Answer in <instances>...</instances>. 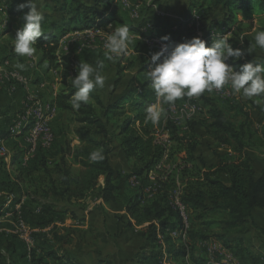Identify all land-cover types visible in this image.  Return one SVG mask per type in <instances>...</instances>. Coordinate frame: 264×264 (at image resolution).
<instances>
[{"label": "trees", "instance_id": "obj_1", "mask_svg": "<svg viewBox=\"0 0 264 264\" xmlns=\"http://www.w3.org/2000/svg\"><path fill=\"white\" fill-rule=\"evenodd\" d=\"M199 1L190 0L191 13L198 7ZM114 2L115 0H62L59 9L60 14L63 15L62 32L101 30L107 27L118 20ZM204 4L223 11L224 27L228 29V32H233V28L242 22L249 23L255 20L259 21V31H264V0H204ZM208 42L209 40L206 39V45ZM36 46L42 50L44 60L51 68L58 69L61 66L57 54L59 37L56 33L43 32ZM250 62L256 61H247V63ZM118 83L117 80L116 85ZM75 91L76 89L71 85L67 87V90L61 91L55 100L57 108L76 114L75 121L96 130L95 133L100 135V139H95L88 129L77 130L80 145L71 149L67 143L63 151L64 155L55 165V169L59 170L57 178L51 177L48 171H45L50 180V186L44 189L47 199L55 203L60 200L80 201L97 193L105 203L115 200L117 191L114 184L115 173L109 163L111 144L115 135L111 134L107 127V123L113 116L120 121L115 129L119 131L118 134L121 137V148L126 157L136 163L131 177L137 176L142 182L140 192L127 205V213L137 226L149 223L143 235L145 245L141 249L146 250L137 252L136 264H146L160 255L156 243L158 232L165 233L168 230L179 229L183 224L180 212L172 205L179 183L183 185L180 200L188 208L189 214H192V221H202L210 215H228L226 220L204 221L202 226H205L206 230L217 228L231 232L243 229L249 224L256 227L253 211L264 209V169L261 176L257 178L248 150L251 147L264 146L262 141L258 144L254 143L255 139L264 140V137L256 132L249 114L246 115L243 123L235 125L227 120L222 110L211 107L204 118L190 123L188 136H181L178 128L169 123L172 146L168 148L167 144H160L152 135L150 128L145 125L144 109L154 98L151 94L140 93L138 88H131L128 93L110 105H105L92 95L101 109L102 113L99 114L97 108L90 103L82 104L79 110H73L69 100ZM258 97L263 105L252 102L251 108L257 109L264 115V94ZM198 125H202L209 135L226 147L229 154H234L235 161L229 162L227 156L217 154L220 160L219 165L208 167L204 159L196 155L200 145V139L195 132ZM4 136L12 137L7 131ZM94 150L101 152L103 160L96 162L89 160V154ZM67 154L71 156L72 164L80 168L75 174L66 160ZM180 154L184 156L180 157ZM161 165H170L172 171L158 169ZM43 166H46L44 161ZM151 172L157 174L156 182L160 187L158 198L142 206L143 186ZM101 178L104 179L103 186L99 185ZM53 209H56V206L52 203L44 204L41 212L49 214ZM64 209L66 208L61 210ZM256 228L264 235V228ZM205 232L191 230L190 242L177 238L175 242L178 247L170 251L171 255L185 260L189 253L193 264H205L201 258L194 255L191 244L192 241L208 239ZM28 256L29 264H79L70 257L40 245L33 248ZM0 264L17 263L10 259L0 261Z\"/></svg>", "mask_w": 264, "mask_h": 264}, {"label": "rangeland", "instance_id": "obj_2", "mask_svg": "<svg viewBox=\"0 0 264 264\" xmlns=\"http://www.w3.org/2000/svg\"><path fill=\"white\" fill-rule=\"evenodd\" d=\"M26 2L27 0H0V11H7V14L2 16L3 18H1L0 23H2L4 19H6L8 21L7 27L10 29L12 28V33L15 35L17 30L23 27L22 17L28 11V9H24L23 12L18 11V6L21 3ZM39 2H42V0H37V7L43 13V21L48 20V24L45 27L50 26V21H55L54 25H57V22L59 21V24L61 26L62 19H60V17H62V15L59 11L60 4H57V7L54 11L53 5L50 4V0H45L41 4ZM189 2L190 0H115L114 9H116L118 20L114 21L111 24H126L129 27L130 42L128 44L127 54L119 59H116L114 62L107 60L104 56L105 50H103V45L106 38H102V41L97 39L99 37H102L99 36V33H102V29H89L90 31L81 30L78 31V35L76 34L74 36L80 37L78 46H81V48L84 50L89 49L84 53L77 52V41L74 38H71L70 41L68 40L61 44L62 38H67L69 33L75 34V31H68L66 32V34H64L63 32H58L59 28L56 29L57 33H55L59 37V46L57 52L59 55V63L61 66L58 69H53L50 66L49 67L50 69L57 71L56 74H54L53 79L54 84L58 87V92L60 93L61 91L67 90V87L69 85L73 86L71 79L77 76V69L81 61L90 63L94 68L96 67L98 62L102 61L104 63V67L100 70V72L101 75L105 76L106 78L105 86L102 89L97 88L93 90L90 93L89 100V102H91L92 105L97 108V110L99 111L98 113L101 114V109L98 107L94 97H97L101 101L103 100L104 103H109L113 99L112 103H114L122 95L128 93L131 88L140 87L143 90L151 89L148 86L150 81L148 80L147 76L150 54L159 51L162 44L164 43L175 45L178 43H183L186 40L194 37H199L206 42V39H210L213 36H217V38L215 39H220L227 35V39L234 49L240 48L244 51V55L241 59H232L228 62L238 71L240 69V66L247 63V61L249 60H254L258 63H264V50L254 48L251 54L247 52L250 43H255L254 37L256 33L259 32V21L255 20L249 23L242 22L233 28V32H228V29L224 27L223 11H221L220 8H211L210 6H205L204 0L199 1L198 7L194 9L196 11H193L192 13L193 19L195 17L197 18V26H194L186 33L180 35L178 37L180 38V40H178L177 43L175 42V40L174 43H171V41L169 40L166 42L162 41L161 38L165 37L162 35L165 34L164 32H166V30H169V25L174 27V25L179 24V19H170V12L165 10L169 9L173 11L175 15L178 16L176 18L185 19L186 21L189 11ZM159 6L166 9L163 11L159 10L161 9V7L159 8ZM156 16L160 19L167 20H162V22H159L157 20L159 18H157ZM121 20H123V22ZM43 21L42 26H44ZM161 27H163L162 31ZM173 31V37L177 38L175 35L179 34L177 32L178 30ZM166 36L172 38L171 34ZM215 39L212 40L214 41ZM211 45L212 44L208 43L207 46L211 47ZM95 46H97L98 49L93 48ZM117 80L119 81L118 85H116ZM191 99L192 98H189L188 102H190ZM199 100L201 102H204L206 108L205 112L203 111L201 112V114L195 117V120H200V118L204 117L206 115V111L211 107H217L224 112L227 120L235 125L243 123L245 121L246 115L249 114L251 121L253 122V126L257 130L256 132H259V134H264V125L262 126L261 123V116L263 114L260 113L257 109L251 108L252 102L263 105L259 97L244 98L242 94H238V96L234 100H232L234 102L229 103L222 100L213 92H205L201 96H199ZM159 110L161 111V115H163L161 110V103L159 106ZM66 115L67 116H64V118L67 119L68 125L62 122V124H60L57 128V131L54 132L55 144L58 143L59 140L65 145L61 152L62 156L64 155L63 151L67 147V143H69L71 149L79 147V144L75 143L79 139L77 136V130L79 129H88L95 139H100V135L95 133L96 130L91 127L79 124L75 121L76 114L68 112ZM118 124H120V121L112 116L107 123L108 130L111 134L115 135L117 133V131L115 130V126H117ZM168 130L169 128H167V131ZM197 131L198 139H201L202 141V147H205L207 149V143L204 142V139H212V136L208 135L205 132L203 126H199L197 128ZM168 134L170 139V133ZM261 141L262 143H264V140L260 139L258 141L257 139H255L254 143L258 144L261 143ZM167 145L168 148L172 146V144ZM209 149L211 150V148ZM27 150L30 151L29 149ZM213 153L216 156L218 154L215 151H213ZM182 155L183 154H180V157H182ZM66 157L68 162L72 163L71 156L67 154ZM168 166L170 167L169 170L172 171V167L170 165ZM31 167L32 170H27H30L32 176L38 177L35 175L42 173V167L38 165V161L36 165H32ZM46 167L47 166H45L44 169ZM50 167L51 166H48L47 168ZM27 170L25 169L24 172L11 171L12 174L10 175H7L6 170L3 173L0 172V261H8L11 259L15 260L17 264L27 263L24 258L25 254L27 251L29 253L33 248H35V241H38L37 237L40 230H37V225L42 219V214L40 212L42 210V206L44 204L54 202H51L44 195V189L48 187V183L46 179H44L43 182V177L31 178L28 176L25 180V183L20 182L21 187L17 188L15 186V182H17L19 177L23 178L24 173H29V171ZM33 171H37V173H34ZM181 186L183 187L182 184ZM23 203L25 204L24 206L22 205ZM67 203L72 206L71 202ZM67 203L62 200L60 204L56 205V211L64 208L62 206ZM116 206L121 207L122 204L118 203ZM97 214L100 213L98 212ZM191 215L192 214H189L191 230L194 229L195 231H206L205 234L209 237V239L205 241L204 247L199 245L200 241L198 240L191 242V244H193L192 252H194V255L201 258L205 264L209 263L210 243H216L218 244V247L223 249L224 253L228 252V254L233 258V261L229 262V264H264V239L261 238V234L256 227H253L249 224L243 229L234 230L231 232L217 228L206 230V227L202 226V223L204 221H208L209 219H222L223 216L213 218L207 217L205 218V220L203 219L202 221L194 222L192 221ZM123 217L124 216H122V219ZM261 218V220L260 217L258 219V221H260L259 223L264 222V216ZM122 219H118L119 223H117L119 224V226L113 227L110 233H107V235H105L104 231L102 230V237H98L97 239L95 238V240H93L96 245L95 250H92V252L97 251L95 253L97 256L92 257V259L99 260L100 258H102L104 253L99 254L98 252H101V249L103 252L106 247H108V251L113 250L114 252H116L110 253L111 256L121 255L124 257H134V255L138 251L144 252V250H146H141L145 245L144 236L142 237V230L136 229L131 225L129 227V225L123 222ZM115 220H117V218H115ZM254 223H256L255 219ZM190 231L186 242L191 241ZM63 232L65 233L63 234V237L61 239V242L63 243L62 249H64V252L66 254H73L78 247V244L80 243L79 231L77 233L72 232V235H70L67 230H64ZM89 237L90 236H88V238ZM103 237L107 239V244L104 243L105 239ZM130 237L135 239L136 242V244L135 242H133L132 247L134 248H132V250L130 248V242H132L130 241ZM167 237L169 238L166 239L165 244L167 246L168 252L170 253V251L176 250L178 245L175 242L176 239L170 236ZM237 237H239L238 239L241 240V243L239 245H235L233 241L237 239ZM157 251H159L158 247ZM112 259H114V257ZM175 261L176 264H193L190 259L189 253L185 260L176 258ZM84 262L86 264H92L89 258H86ZM119 264H123L122 261L119 262ZM173 264H175V262Z\"/></svg>", "mask_w": 264, "mask_h": 264}, {"label": "crops", "instance_id": "obj_3", "mask_svg": "<svg viewBox=\"0 0 264 264\" xmlns=\"http://www.w3.org/2000/svg\"><path fill=\"white\" fill-rule=\"evenodd\" d=\"M45 0H42V2ZM130 1V0H129ZM42 2H39L40 4ZM62 0H50V4L53 5V10L55 11V8L57 7V4L61 5ZM46 6V5H45ZM156 6V4H155ZM158 6V4H157ZM161 6H159L160 8ZM158 8V7H156ZM166 8H162L159 10H165ZM7 10V9H6ZM165 11L170 12L171 17L170 19H179V24L174 25L172 27L169 25V30H166L164 32L165 34H161L162 36H166L171 34L172 38L169 39L171 43L175 42L177 43L180 38H178L183 33H186L194 26L198 25L197 18L195 17L193 19V12H190V2H189V11H188V17L185 19L176 18L178 16L175 15V13L169 9H166ZM196 11V10H194ZM7 14V11H0V20ZM63 16V15H62ZM158 16V15H157ZM156 16V17H157ZM64 18V17H63ZM159 18V17H157ZM168 18V19H169ZM62 19V17H60ZM224 19V17H223ZM222 19V20H223ZM159 22H162V20L167 19H157ZM50 21V20H49ZM123 22V20H121ZM55 21H50V26L45 27L48 24V20L43 21L44 26H42L43 32H50L53 31L54 33L62 32L61 26L59 24V21L57 22V25H54ZM157 22V21H156ZM166 22V21H165ZM117 23H114L112 25H116ZM123 24V23H118ZM8 21L6 19L3 20L2 23H0V69L4 72H11V73H17L19 74L23 79H25L24 82H16L11 79L10 81L4 80L0 78V172L7 171V175L12 174L11 171H18V172H24L26 169L32 170L31 166L36 165L38 161V165L42 168V173L35 175L38 177L32 176V173L29 171L27 174H23V178L19 177V181L15 182V186L21 187V183H25L26 178L29 176L31 178H41L47 180V186H50V180L49 177H47L46 172L50 174L51 177L57 178L58 176V169H55V165L60 161L62 158V150L65 146L64 143H61L58 140V143L55 144V142L50 145L47 148L40 149V151H28L29 149L24 142V140L20 137H5L4 134L6 131L8 132V129L10 125L13 122V119L18 114V112L22 108V104L27 99H42L46 103L55 104V100L59 94L57 85L54 84V74H56L57 71L50 69L49 63L44 60L43 52L41 49L36 47V52L31 57H18L15 53H13V40L15 39L16 35L12 33V28H8ZM171 26V27H170ZM150 27V26H149ZM187 27V28H186ZM161 31L163 30V27H161ZM178 30V35L174 36V31ZM81 31V30H78ZM78 31H75V34L69 33L67 38H62L61 44L65 41H70L71 38H74L76 42V50L78 53H84L89 49H82L81 46H78V41L80 40V37H74L76 34L78 35ZM85 31V30H82ZM108 31V27L102 28V33H99V37L97 39L102 41V38H106V32ZM87 33V32H84ZM66 34V33H64ZM61 38V37H60ZM217 38V36H213L212 38L208 39L209 44H212V39ZM105 41V40H104ZM207 43V45H208ZM206 45V46H207ZM98 49L97 46L93 47ZM91 49V48H90ZM103 50H105L103 48ZM106 51V50H105ZM58 54V52H57ZM59 56V55H58ZM94 59V58H93ZM18 64H22L23 68L17 67ZM138 90L140 93L145 92L147 94H151L154 96L152 98V101L156 99V95L152 89H141L138 87ZM125 93V92H124ZM123 94V93H122ZM115 96V95H113ZM222 99V98H221ZM189 98L185 97L183 99L177 100L174 104L165 103L163 99H161V110L162 114L160 116V119L157 123L153 124L151 121L146 122V127L150 128L152 131V135L156 139H168L169 138V130L167 131L169 123L176 126L179 130V133L181 136H188L190 135V129L189 125L195 120V117L201 112H205L206 105L204 102L199 103L201 106L202 111L195 115L192 118H188L184 115L182 109L189 103ZM224 100V99H222ZM229 103H233L234 101H228L224 100ZM104 103V101L102 100ZM112 101L109 103H104L105 105L112 104ZM92 104L91 102H88ZM56 105V104H55ZM94 106V105H93ZM95 107V106H94ZM127 109H129L127 107ZM207 112V111H206ZM68 112L59 110L57 115L53 118L51 121V127L53 131H57V128L59 127L62 122L67 124V119L64 118V116H67ZM204 118V117H202ZM262 120V126L264 125V116H261ZM201 119V118H200ZM202 125H198L195 129V132L198 133L197 128ZM116 130V129H115ZM205 130V128H204ZM206 132V130H205ZM119 131L115 134V138L113 140V143L111 144L112 152L109 156V163L111 167L114 170L115 176H114V184L117 187V191L115 194V200L105 203L103 200L98 196L97 193H94L90 195L85 200H72V201H66L71 202L72 206L67 203L62 207H65L64 210L56 211V209H53L49 214H42V219L39 221L40 224L37 225V230H40L38 232V241H35L34 247H37L38 245L43 246L46 249L57 251L60 255H64L67 257H70L73 261L79 264H86L84 261L86 258H89L90 262L92 264H119V262L122 261L123 264H136L135 257H124L121 255L118 256H111L110 253H116L113 250L108 251V247L104 249L100 253H104L103 257L98 259H92V257H96L95 254L97 251L92 252V250H95V243L93 240L98 237H102V230L104 231L105 235L107 233H110L112 231L113 227L119 226V220L123 217V222L127 223L130 227V225L136 229L142 230V237L144 235L145 229L149 226V223H145L144 225L137 226L135 221L130 217V215L127 213V205L129 202L136 197V195L140 192V187L133 186L132 180H131V174L132 170L135 166V161L128 159L121 148L120 142L121 137L118 134ZM207 133V132H206ZM208 134V133H207ZM209 135V134H208ZM261 137H264V134H259ZM211 136V135H210ZM4 137V138H3ZM204 142L207 143V149L202 147V141L200 139V145L197 150L196 155L201 156L206 165L208 167H216L219 165L220 160L219 158L213 153L215 151L216 153L227 156V159L229 162H234L236 157L234 154H229V151L226 147L219 144L215 138L212 136V139L205 138ZM76 144L80 145L79 139ZM216 144V145H215ZM1 147L5 148V153H1ZM211 148V150L209 149ZM252 161H253V168L254 173L257 178H259L263 172L264 169V146H258V147H251L248 150ZM184 154L182 155V157ZM67 158V157H66ZM67 160V159H66ZM43 161L45 162L46 166H51L50 168H45L43 166ZM68 162V160H67ZM69 165L73 168V173H77L79 171V166L74 165L72 163H69ZM77 170V171H76ZM34 173H37V171H33ZM21 176V175H20ZM99 185H104V179L101 178L99 180ZM39 189V188H36ZM143 198H142V206H146L153 202L155 199L158 198V193H153L150 195L145 194L143 190ZM51 201V200H50ZM52 202V201H51ZM61 202V200H60ZM58 203H52L53 206L60 204ZM118 203H121V207H117L116 205ZM51 204V203H49ZM25 205L24 203L22 204ZM100 214H97V213ZM8 216V215H7ZM220 217L223 216L222 219H213V220H226L228 219V215H210L207 217L213 218V217ZM264 216V209H255L253 211V218L256 220V227L264 228V222L259 223L258 221L259 217L260 220L261 217ZM117 218V220H115ZM131 221V222H130ZM118 222V223H117ZM117 223V225H116ZM133 228V229H134ZM64 230H67L70 235H72V232L77 233L79 231L80 235V243L78 244V247L76 248L75 252L73 254H66L64 252V249H62L63 243L61 242V239L63 237ZM258 230V229H257ZM259 231V230H258ZM260 233V231H259ZM261 234V233H260ZM131 235V234H130ZM88 236H90L88 238ZM262 239H264V235H260ZM42 238V239H40ZM105 239V237H103ZM233 240L235 245H239L241 243V240L238 239ZM209 239V238H208ZM130 248L132 250V244L135 242V239L130 237ZM200 246H205V240H198ZM105 244H107V239L104 241ZM136 244V242H135ZM33 246V245H32ZM193 246V244H192ZM32 248V247H31ZM30 248V249H31ZM74 248V247H73ZM99 248V247H96ZM29 250V249H28ZM119 251V250H118ZM108 254H106V253ZM98 254V255H99ZM29 253L28 251L25 254V260L29 264ZM120 256V257H119ZM114 257V259H112ZM161 256L159 255L157 258L149 260L146 262V264H161ZM180 259V258H177ZM176 258L173 257V263L176 264ZM182 260V259H181ZM98 261V262H97ZM126 262V263H124Z\"/></svg>", "mask_w": 264, "mask_h": 264}, {"label": "clouds", "instance_id": "obj_4", "mask_svg": "<svg viewBox=\"0 0 264 264\" xmlns=\"http://www.w3.org/2000/svg\"><path fill=\"white\" fill-rule=\"evenodd\" d=\"M28 11L23 15V27L16 32L13 40V51L18 57H31L36 52L35 45L43 35V13L37 7V0H27L18 6V11ZM168 41L170 37L161 38ZM254 44L247 49L249 54L254 48L264 50V31H259L254 37ZM130 42L129 27L126 24L108 25L104 41V56L109 61H115L127 54ZM244 51L234 49L229 43L227 35L215 39L211 47L199 37L186 40L183 43L169 45L162 44L159 51L150 54L147 76L149 87L154 91L157 100L161 98L165 103L174 104L185 97H199L203 93L221 90L226 84L231 86L234 93L242 94L244 98L258 97L264 94V63L250 62L240 66L235 71L228 63L239 60ZM17 67L23 68L22 64ZM104 63L98 62L94 68L90 63L82 62L77 69V76L72 78V85L76 89L69 104L73 110H79L82 104L90 100V93L105 86V76L101 75ZM146 122L157 123L161 111L157 105H148L144 109ZM99 150L89 154V160L96 162L103 160Z\"/></svg>", "mask_w": 264, "mask_h": 264}, {"label": "built area", "instance_id": "obj_5", "mask_svg": "<svg viewBox=\"0 0 264 264\" xmlns=\"http://www.w3.org/2000/svg\"><path fill=\"white\" fill-rule=\"evenodd\" d=\"M90 31V30H89ZM235 71H238L233 67ZM0 78L10 81H20L24 82L23 79L17 73L4 72L0 69ZM207 92V91H206ZM213 93L218 95L220 98L228 101L234 100L238 93H234L231 86L226 84L221 90H213ZM162 99V98H161ZM161 99L158 101L157 97L150 105H157L159 108ZM199 97H193L191 101L182 109L184 115L188 118H192L202 111L199 105ZM58 108L55 104L46 103L42 99H27L23 102L21 110L13 119L8 132L13 137H20L24 140L30 151H37L39 149L47 148L52 145L55 141V133L51 127V121L58 113ZM160 144H172L170 139H157ZM5 148L1 147V153H5ZM158 169H167L170 167L168 165H161ZM157 174L156 172H151L148 175V181L143 186L145 194L150 195L153 193H158L159 186L156 182ZM132 185L141 187V179L137 176H132ZM182 186L179 183L178 189L175 191L172 205L180 212L183 224L179 229L168 230L165 233L158 232L156 243L159 248L161 256V264H173V255H171L165 244L166 237L170 236L174 239L181 238L186 242L189 231L191 230V222L189 218L188 208L181 202L180 196L182 195ZM216 243H210V255L208 264H229L233 261V258L228 254V252L223 251L222 248L217 246ZM227 255V256H226Z\"/></svg>", "mask_w": 264, "mask_h": 264}]
</instances>
